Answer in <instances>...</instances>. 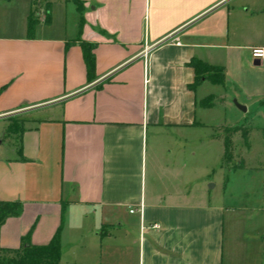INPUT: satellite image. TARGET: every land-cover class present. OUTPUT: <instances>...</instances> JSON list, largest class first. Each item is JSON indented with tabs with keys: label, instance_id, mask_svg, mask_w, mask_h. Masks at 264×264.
Instances as JSON below:
<instances>
[{
	"label": "crops",
	"instance_id": "crops-1",
	"mask_svg": "<svg viewBox=\"0 0 264 264\" xmlns=\"http://www.w3.org/2000/svg\"><path fill=\"white\" fill-rule=\"evenodd\" d=\"M34 2L0 0V121L33 115L0 158V201L22 206L0 250L59 230V264H264V171L204 187L223 141L202 103L262 65L258 21L237 0H42L29 35ZM194 61L223 84L191 87Z\"/></svg>",
	"mask_w": 264,
	"mask_h": 264
},
{
	"label": "rangeland",
	"instance_id": "rangeland-1",
	"mask_svg": "<svg viewBox=\"0 0 264 264\" xmlns=\"http://www.w3.org/2000/svg\"><path fill=\"white\" fill-rule=\"evenodd\" d=\"M237 3L242 5L247 17L252 16L254 20L261 21V23L257 22L255 24V26H259L260 30L248 33L250 36L248 38L252 39L256 37V32L264 35V14L261 13L256 16L254 9L251 7L253 4L251 0H237ZM34 4L36 10L45 8L42 0H35ZM254 5L255 7L264 9V0H254ZM250 62L253 64V59H250ZM212 76H215V73ZM247 81L249 83L245 82V80L226 82L224 88H214L213 90V93H217L218 96L221 95L220 98L210 97L205 102L207 106L209 103L214 106V110L210 116L214 118L215 123L222 125L218 130L222 141L228 135L226 129L244 127L250 131L247 145H244L239 132L232 135V158L227 166H225L222 160V143V168L220 172L216 170L214 174L210 173L204 180L206 181L204 182L205 191L208 190L212 195L221 191V184L226 179L229 181L232 178L229 172H235L237 176H242L245 172L257 174L261 170L264 171V62L261 66L252 67L247 76ZM236 104L245 107L247 111L241 112L237 109ZM32 116V113L24 112L10 116L6 124L0 121V133L2 130H5L4 134H6L8 126L13 130L8 140H6L7 138L3 142L0 140V158H10L13 156L12 152L14 147H16V138L19 133L17 130H20L23 127L24 121L31 119ZM207 161L206 159L205 163ZM240 163L242 164V168L238 167L235 169L237 164ZM212 185H215V188L212 189ZM13 258V255L4 254L0 251V262H7Z\"/></svg>",
	"mask_w": 264,
	"mask_h": 264
},
{
	"label": "trees",
	"instance_id": "trees-1",
	"mask_svg": "<svg viewBox=\"0 0 264 264\" xmlns=\"http://www.w3.org/2000/svg\"><path fill=\"white\" fill-rule=\"evenodd\" d=\"M38 10H33L28 18V33L31 35L33 33L36 25L39 24V19L36 16ZM45 20L44 23H49V6L44 8ZM83 59L86 65V72L88 79L94 77V57L92 54V47L88 45H82ZM197 62V61H194ZM194 69L196 68V78L195 82L191 87L199 84L201 81H209L214 85H222L224 81L223 70L217 67H208L207 65L201 63L192 64ZM215 73V76L212 74ZM190 87V88H191ZM202 106L206 107L205 102ZM19 132V130H17ZM228 135H226L223 140V163L227 166L231 162V150H232V135L240 133L241 139L244 145H247L250 131L244 127H235L233 129H226ZM264 132V131H263ZM13 133L12 128L8 126L6 136ZM238 167L242 168V164H237L235 169ZM22 206L19 202H4L0 201V227L8 218L18 217L21 214ZM58 230L52 240L44 246H32L29 243H24L19 250H0L4 254L13 255L14 258L7 262H0V264H59L60 262V241H59Z\"/></svg>",
	"mask_w": 264,
	"mask_h": 264
},
{
	"label": "built area",
	"instance_id": "built-area-1",
	"mask_svg": "<svg viewBox=\"0 0 264 264\" xmlns=\"http://www.w3.org/2000/svg\"><path fill=\"white\" fill-rule=\"evenodd\" d=\"M250 54L253 60L264 62V48H252ZM130 212L132 213L133 211Z\"/></svg>",
	"mask_w": 264,
	"mask_h": 264
},
{
	"label": "water",
	"instance_id": "water-1",
	"mask_svg": "<svg viewBox=\"0 0 264 264\" xmlns=\"http://www.w3.org/2000/svg\"><path fill=\"white\" fill-rule=\"evenodd\" d=\"M258 64H259L258 62L255 63V65H258ZM236 107H237V109L240 110L241 112H246V108H245V107L240 106V105H237V104H236Z\"/></svg>",
	"mask_w": 264,
	"mask_h": 264
}]
</instances>
